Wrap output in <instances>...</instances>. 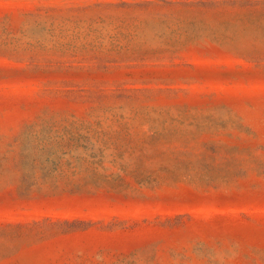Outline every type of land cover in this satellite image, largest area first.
I'll use <instances>...</instances> for the list:
<instances>
[{"label": "rangeland", "instance_id": "rangeland-1", "mask_svg": "<svg viewBox=\"0 0 264 264\" xmlns=\"http://www.w3.org/2000/svg\"><path fill=\"white\" fill-rule=\"evenodd\" d=\"M0 264H264V0H0Z\"/></svg>", "mask_w": 264, "mask_h": 264}]
</instances>
